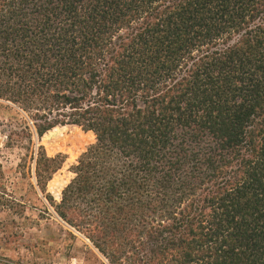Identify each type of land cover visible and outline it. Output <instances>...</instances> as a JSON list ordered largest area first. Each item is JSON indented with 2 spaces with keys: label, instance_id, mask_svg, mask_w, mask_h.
<instances>
[{
  "label": "trees",
  "instance_id": "1",
  "mask_svg": "<svg viewBox=\"0 0 264 264\" xmlns=\"http://www.w3.org/2000/svg\"><path fill=\"white\" fill-rule=\"evenodd\" d=\"M0 99L95 133L46 199L112 264H264V0H0Z\"/></svg>",
  "mask_w": 264,
  "mask_h": 264
},
{
  "label": "rangeland",
  "instance_id": "2",
  "mask_svg": "<svg viewBox=\"0 0 264 264\" xmlns=\"http://www.w3.org/2000/svg\"><path fill=\"white\" fill-rule=\"evenodd\" d=\"M26 122V114L0 99V264H112L95 247L94 230L62 219L46 199L60 201L75 177L78 158L95 141V133L66 124L38 136L30 126V138L24 132ZM37 145L50 157H65L45 193L35 177Z\"/></svg>",
  "mask_w": 264,
  "mask_h": 264
},
{
  "label": "bare ground",
  "instance_id": "3",
  "mask_svg": "<svg viewBox=\"0 0 264 264\" xmlns=\"http://www.w3.org/2000/svg\"><path fill=\"white\" fill-rule=\"evenodd\" d=\"M59 130H60V129H58V130L56 129V132L59 131ZM52 134H54V132H53ZM57 134H58V133H57Z\"/></svg>",
  "mask_w": 264,
  "mask_h": 264
},
{
  "label": "water",
  "instance_id": "4",
  "mask_svg": "<svg viewBox=\"0 0 264 264\" xmlns=\"http://www.w3.org/2000/svg\"><path fill=\"white\" fill-rule=\"evenodd\" d=\"M50 133L52 134V133H53V131H50Z\"/></svg>",
  "mask_w": 264,
  "mask_h": 264
}]
</instances>
